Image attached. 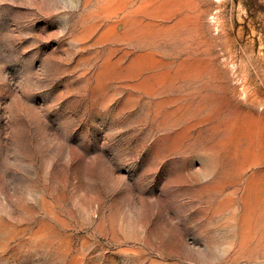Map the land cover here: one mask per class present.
Wrapping results in <instances>:
<instances>
[{"label":"rangeland","instance_id":"obj_1","mask_svg":"<svg viewBox=\"0 0 264 264\" xmlns=\"http://www.w3.org/2000/svg\"><path fill=\"white\" fill-rule=\"evenodd\" d=\"M251 144L264 0H0V264H264L190 190Z\"/></svg>","mask_w":264,"mask_h":264},{"label":"bare ground","instance_id":"obj_2","mask_svg":"<svg viewBox=\"0 0 264 264\" xmlns=\"http://www.w3.org/2000/svg\"><path fill=\"white\" fill-rule=\"evenodd\" d=\"M251 104L253 105V102ZM239 114L240 110L238 107H234L227 122L229 128H232L236 124V121L239 119ZM238 151V148H234L235 153L232 151L233 155L230 153L222 161L221 166L223 167L209 183L191 182V192L199 193L208 191L211 194L220 196L221 199L218 202V209L222 210L230 206L228 201H232V205L234 204V199L241 186L245 189L244 191L247 195L261 193V189L263 188L264 190V181L256 182L251 178L249 180H243V174L252 166H258L264 162V150H260L251 144L247 145L239 154ZM262 176L264 177V172ZM259 205L258 210L260 216L254 223H251V220H249L244 226L238 227L235 222L236 217L234 212L230 213L232 214L231 216L224 219L225 223L233 224V227L237 228L235 231V241L239 240L240 244H252L254 247L264 246V200ZM238 228H240L241 234H238Z\"/></svg>","mask_w":264,"mask_h":264}]
</instances>
